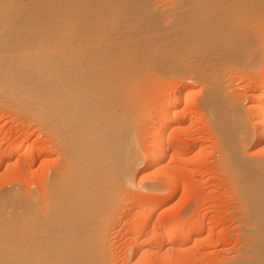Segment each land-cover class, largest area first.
I'll return each instance as SVG.
<instances>
[{
	"label": "bare ground",
	"instance_id": "bare-ground-1",
	"mask_svg": "<svg viewBox=\"0 0 264 264\" xmlns=\"http://www.w3.org/2000/svg\"><path fill=\"white\" fill-rule=\"evenodd\" d=\"M263 56L264 0H0V103L36 121L58 154L40 194L0 187V264L183 263L186 243L207 237L193 233L199 219L157 214L181 185L178 162L205 148L168 135L194 123L197 111L182 105L195 96L213 117L215 162L241 214L238 242L215 261L264 264V159L248 155L264 151ZM251 73L248 122L229 88ZM133 203L120 263L112 231Z\"/></svg>",
	"mask_w": 264,
	"mask_h": 264
},
{
	"label": "rangeland",
	"instance_id": "rangeland-1",
	"mask_svg": "<svg viewBox=\"0 0 264 264\" xmlns=\"http://www.w3.org/2000/svg\"><path fill=\"white\" fill-rule=\"evenodd\" d=\"M255 76H258V74L256 75V73H253V74L251 73V75L249 76L250 78L249 77L246 78V79L235 78V79H232L234 83L232 81L231 82L229 81L231 83V85H232L229 88L230 93L232 94V96L234 98H236L235 99L236 102L239 103V105L242 108H244L243 110L246 109L244 112H245V115H247V118L246 119H247V121L249 120L248 122L251 121V117L249 116V115H251V113L247 109L248 104H249V99L246 96H248V94L251 91V87L254 85L253 81L255 79ZM249 79H252V80H249ZM256 79H258V78H256ZM256 79H255V81H256ZM234 80H236V81H234ZM251 83H253V84H251ZM196 88L199 89V86L197 85ZM231 90H232V92H231ZM196 97L197 96L194 97L195 99H197L196 102L194 101L195 100L194 99L193 101H191L190 104H188L186 106L185 105H182V108L184 109V112L187 115L188 114L189 115H193L195 113V111H197L196 112V116H195V114L193 116L194 123L191 122V123H193L192 126H190L191 123L189 122V119H187L186 123H184L185 128L187 126H189L190 128L193 127L192 128L193 131H192V129H190L189 127H187L185 130H179V132L178 131H175L174 129H173V131L172 130H169L168 131L169 134L168 133L167 134L169 136H171V133H172V136H178V137H181V138L183 137V139H185V140H188L190 138L193 139V140H196L197 141L196 143H197L198 146L199 145H202V146L205 147V148H203L204 149L203 150L204 152L202 151V154L201 153H197V152L196 153L195 152H192V154L190 153L189 156H186V160H184V162H183L184 167L182 165V162H178V166L181 167V168H178V172L179 173H177V174L180 176L179 181H180V184L181 185H179V187L176 188V190H175L176 191L175 192V197H173V196H172L173 198L166 197V196L164 197V200H168L169 199L168 200L169 202L166 201L165 202L166 204L163 202L164 205L161 207L162 209L160 211L161 212L162 211H164V212L167 211V213H166L167 216L165 214L163 216H161L162 213H159L157 215L160 216L162 219H164L166 221L173 220L177 214H182L184 217H187V218L190 217V218H193V219L197 218V220L199 219L198 220L199 221L198 222L199 224L194 227L193 233L197 234V233L200 232V234L203 237V239L206 236L207 237L204 240H202L201 242H198V243H193L192 241L190 243H186V245L184 247L185 248L184 249V253L179 257V261H182L180 258L183 257V263L185 262L184 260H186V264H211V263L214 264V262H215V264H218L216 261H219V260H221V257L222 258L224 257L225 250H223V249H226V248H227V250H229L230 248L233 249L235 247L234 245H236V243L238 242V239L236 238V237H238L236 235V234H238V229H236L237 227H236L235 224L238 221V218L237 217L240 216L241 214L237 211V207H236V203H235L237 200H234V199H236L235 198V195L234 194L232 195L231 192L229 191V189L227 188L228 187L227 180H226L225 176L222 174V172L219 171L220 170L218 168L219 167V164L216 163L217 162L216 161L217 160L216 158L218 156V154H217V151H218V149H217V143H216V140H215L214 135L211 134V133H213L211 131L212 130L211 129V124L213 122V117L211 116L210 113H209L210 114L209 115L207 113V111L204 112V111H202L200 109H196L197 108L196 105H197V101H198V98H196ZM241 99H243V100H241ZM1 105H0V143H1V146H0V158H1L0 159V162L2 163L1 164V167L2 168H0V170H1L0 171V176H1L0 177L1 178L0 179V187L2 186L3 187V190H5V188H7V187H9L8 189H10V188H12V186L15 188V186L16 187H19L22 184V186H21L22 188L19 187V189L21 191H23V192L24 191L29 192V189L31 188L32 189V190L30 189L31 192H36V193L38 192V194H40L39 192H41L43 190L44 180H45V182L47 180H49V177H50V175L53 172V170L50 169V167L53 168V169L56 167L55 164L58 162V157H57L58 154H56L57 152L54 150V148H52L50 146V141L51 140L48 137H46L47 135H46L44 129L42 127L39 128L40 125L37 124L36 121L35 122H32L31 120H29L31 118H29V119L28 118H25V117H27V115L25 117H22L23 114L20 115L19 113H18V115H19V117H18V115L17 116H16V114L14 115V112L13 111H12V113H11V111L9 112V110L11 108L8 109L9 107H7V110L6 109L4 110V108H6V107H4L2 105L3 106V108H2ZM193 106H194V109H192ZM34 123H36V124H34ZM188 128L190 129V131H189ZM186 132H188V133H186ZM25 135L29 136L28 137L29 140L27 139V143H26L27 145L25 144V146L23 147V150H20V152H17L18 153L17 155L15 154L11 158H8L7 156H4L3 155V153H2L1 150L4 151V149L7 148V145L8 146H11V144L13 145L16 142V140L19 139V137L23 138ZM43 136L46 137V138H44ZM190 136H192V137H190ZM184 137H186V138H184ZM34 142H36V143H34ZM214 144L216 146H214ZM46 145H47V148H45ZM34 146H36V147H34ZM25 147L26 148H33L34 147L35 148V152H33V155L32 154L31 155H29V154H23L24 153L23 151L25 150ZM48 148H49V150H48ZM258 149H260V148H258ZM258 149L257 148H255V149L254 148H251L249 151L252 150L251 151L252 153L249 152L248 155L250 157L253 156L252 158L264 159V154H263L264 151L262 150L263 152H261V151L259 152ZM253 150H254V152H253ZM256 150L258 151V153L256 152ZM214 152L216 153V155L214 154ZM253 153H256V154L252 155ZM194 154H196V155H194ZM261 155H263V156H261ZM29 157H31V159ZM32 157H34V158H32ZM2 158L4 160H2ZM56 159H57V161H56ZM41 161H43V162H41ZM8 162H11L13 164V165L12 164L11 165L14 166V168H16V166L18 164V167H17L18 170L15 169V171H16L15 173H14L13 167H11L13 169V171L10 168H8L7 171L5 170V168H6V165L5 164L8 163ZM34 163H35V165H34ZM51 164L54 167H52ZM179 164H181V165H179ZM19 166H20V168H22L21 171H20ZM186 166H187V169L190 167L188 169V171L186 169ZM182 167L185 168V169H182ZM197 167H199V168H197ZM180 169H182V170H180ZM51 170H52V172H50ZM202 170H204V171H202ZM17 171H18V173H17ZM198 172H200L203 175H201ZM24 173H25V176H24ZM195 174H197V175H195ZM139 176L140 175H138L136 177V180H138ZM198 177H199V179H198ZM189 179L194 180L196 183L194 181L192 182ZM15 181H17V182H15ZM18 181H19V183L20 182L21 183L19 184ZM183 181L185 182V184H182ZM197 181H198V183H197ZM161 182L162 181L159 182V185H161V184L163 185L165 183V182H162V183ZM186 183L188 185H187V190L185 192L184 189H183V187H186L185 186ZM13 184H15V185H13ZM199 184H201V185H199ZM8 185H10L11 187L8 186ZM182 185H183V187H182ZM167 186L168 185L165 184L164 188L166 190H170V189H168L169 187L167 188ZM188 186H190V187H188ZM41 188H42V190H41ZM161 188H163V187L161 186ZM23 189H25V190H23ZM0 191H2V190L0 189ZM177 192H178V194H177ZM207 196H209V197H207ZM197 198H199V199H197ZM129 205H131L132 207L131 206L128 207ZM129 205L128 204H125V205L123 204L118 209L119 216L122 215V218L124 217L122 220L124 221V219H125V221L124 222L123 221H119V223H117L118 222L117 221L116 224H115L117 227L114 226V229L112 231V233H114V234H112V236L113 235H114L113 237H116L117 236V238H115V244H114L115 247H113V249H112L113 250V256H117V257L119 256L118 259H119V262L121 261L120 263H124V261L125 262H128L123 257L124 255H122V252L121 251H122L123 248H125L127 246V243L130 242V240L128 238L131 235H134V233L133 234L131 233V235H128L130 233L126 232V229H125L126 226H128V224H131L132 223V221H131L132 218H135L134 216H130L129 213L133 215L134 212L132 213V211L134 209L136 210V208L133 209V207L136 204L133 203V204H129ZM176 207H177V209H176ZM174 208H175V210H173ZM169 210H172V211H170L172 214L171 213L170 214L168 213ZM181 211H183V213H180ZM235 213H237V214H235ZM137 214L138 213L135 212V216H138ZM198 215H199V217H196ZM168 216H170V218ZM127 220L129 222H126ZM212 220H214L215 222L212 221ZM126 223H128V224H126ZM200 223H202V225ZM213 225H215V226H213ZM196 227H198V228H196ZM116 231H117V233H116ZM236 231H237V233H236ZM218 236L220 237V239H219ZM225 238H226V240H225ZM235 238L237 239V242H236V239ZM208 242L210 243L209 245H207ZM192 244H194V245H192ZM122 245H124V246H122ZM205 245H207L208 247L205 246ZM209 246H211V247H209ZM119 252H121V254ZM114 253L116 255H114ZM133 258L129 259L130 260L129 263L135 262L136 259L139 258V256L137 255V256H135L134 259ZM177 263L178 264H180V263L183 264L182 262L179 263L178 261H177ZM177 263H175V264H177ZM124 264H127V263H124Z\"/></svg>",
	"mask_w": 264,
	"mask_h": 264
}]
</instances>
